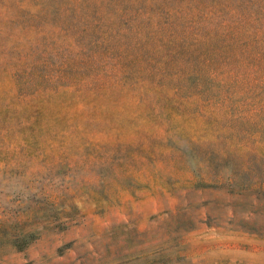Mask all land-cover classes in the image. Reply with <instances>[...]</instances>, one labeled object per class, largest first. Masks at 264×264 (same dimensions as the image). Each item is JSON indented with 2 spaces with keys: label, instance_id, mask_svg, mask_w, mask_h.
<instances>
[{
  "label": "rangeland",
  "instance_id": "374dc122",
  "mask_svg": "<svg viewBox=\"0 0 264 264\" xmlns=\"http://www.w3.org/2000/svg\"><path fill=\"white\" fill-rule=\"evenodd\" d=\"M0 264H264V0H0Z\"/></svg>",
  "mask_w": 264,
  "mask_h": 264
}]
</instances>
